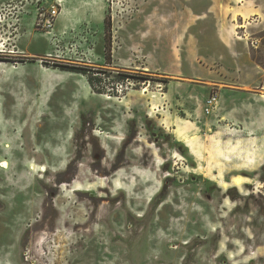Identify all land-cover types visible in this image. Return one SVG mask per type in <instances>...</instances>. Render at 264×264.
I'll list each match as a JSON object with an SVG mask.
<instances>
[{"label":"rangeland","instance_id":"obj_1","mask_svg":"<svg viewBox=\"0 0 264 264\" xmlns=\"http://www.w3.org/2000/svg\"><path fill=\"white\" fill-rule=\"evenodd\" d=\"M255 11L0 0V264H264Z\"/></svg>","mask_w":264,"mask_h":264},{"label":"crops","instance_id":"obj_2","mask_svg":"<svg viewBox=\"0 0 264 264\" xmlns=\"http://www.w3.org/2000/svg\"><path fill=\"white\" fill-rule=\"evenodd\" d=\"M240 2H241V0H237V3H240ZM254 9L258 10V7L255 6ZM238 14H239V12H238ZM236 15H237V13H236ZM239 15H240V17L243 18V21L239 22L237 20L235 27H234L235 35L237 36L238 39H242L247 45L249 44L250 40L253 41L254 42L253 45H255V42L257 41V40H255L256 37H254L253 35H252V37L251 36L248 37L247 34L241 36V35H239V32L241 31L240 29H245L246 27H248V25H253V23H256L257 21L260 22L261 15H264V13L261 14L258 11L253 12L252 15H250V16H253L252 22L247 21V24H246V20H245V17L243 16V14H239ZM90 18H92V21H91V19H88V22L90 20V23L91 22L96 23L95 26L99 29V34H101L102 32L105 31V11H103L102 6H100V8H98V9H96L95 12H93V11L90 12ZM114 180H118V178L114 179ZM116 183H117V181H116ZM103 185L104 184L100 183V184H98V187H103Z\"/></svg>","mask_w":264,"mask_h":264},{"label":"bare ground","instance_id":"obj_3","mask_svg":"<svg viewBox=\"0 0 264 264\" xmlns=\"http://www.w3.org/2000/svg\"><path fill=\"white\" fill-rule=\"evenodd\" d=\"M152 115V114H151ZM10 145L9 144H7L6 145V147H9ZM0 166L3 168V169H9L10 168V162L7 160V159H4V160H2L1 162H0ZM36 166H39V168H40V170L41 171H46V167H45V165H35V164H33V165H31V169L32 170H35V167Z\"/></svg>","mask_w":264,"mask_h":264},{"label":"built area","instance_id":"obj_4","mask_svg":"<svg viewBox=\"0 0 264 264\" xmlns=\"http://www.w3.org/2000/svg\"><path fill=\"white\" fill-rule=\"evenodd\" d=\"M115 5H119V4H117V3H112V6L114 7ZM55 13H56V11H55ZM252 42V44H254V42L253 41H251Z\"/></svg>","mask_w":264,"mask_h":264},{"label":"trees","instance_id":"obj_5","mask_svg":"<svg viewBox=\"0 0 264 264\" xmlns=\"http://www.w3.org/2000/svg\"><path fill=\"white\" fill-rule=\"evenodd\" d=\"M110 25V22L108 23V26ZM182 145H184V144H182ZM185 146V145H184ZM180 151H182L183 152V150H181L180 148H178Z\"/></svg>","mask_w":264,"mask_h":264}]
</instances>
